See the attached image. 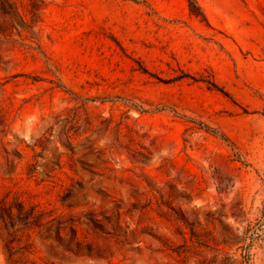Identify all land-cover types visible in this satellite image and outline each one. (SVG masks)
<instances>
[{"label": "rangeland", "instance_id": "rangeland-1", "mask_svg": "<svg viewBox=\"0 0 264 264\" xmlns=\"http://www.w3.org/2000/svg\"><path fill=\"white\" fill-rule=\"evenodd\" d=\"M0 0V264H264V0Z\"/></svg>", "mask_w": 264, "mask_h": 264}, {"label": "trees", "instance_id": "trees-1", "mask_svg": "<svg viewBox=\"0 0 264 264\" xmlns=\"http://www.w3.org/2000/svg\"><path fill=\"white\" fill-rule=\"evenodd\" d=\"M193 6H196V1L195 0L191 1V7L193 8Z\"/></svg>", "mask_w": 264, "mask_h": 264}]
</instances>
